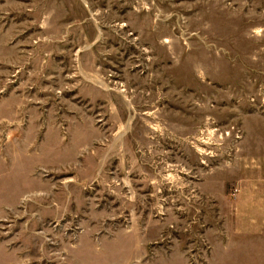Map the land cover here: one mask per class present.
I'll return each instance as SVG.
<instances>
[{
  "label": "rangeland",
  "instance_id": "374dc122",
  "mask_svg": "<svg viewBox=\"0 0 264 264\" xmlns=\"http://www.w3.org/2000/svg\"><path fill=\"white\" fill-rule=\"evenodd\" d=\"M228 170L264 177V0H0V264H213Z\"/></svg>",
  "mask_w": 264,
  "mask_h": 264
},
{
  "label": "crops",
  "instance_id": "0c3cea01",
  "mask_svg": "<svg viewBox=\"0 0 264 264\" xmlns=\"http://www.w3.org/2000/svg\"><path fill=\"white\" fill-rule=\"evenodd\" d=\"M54 133V137L50 135L49 136L55 141L51 147L53 150L52 152H56V161L53 162L49 160V162L45 163L44 161L37 160L32 164L33 168L43 166L44 164L49 166L56 165L57 167L61 166L59 157V153H61V148L59 147L61 143V137L59 132L56 134L55 131ZM66 149L70 150V148ZM52 159H54V157ZM6 171V179L11 178L18 183V189H15V191L19 192L20 194L32 191L43 192L46 191L45 189H47L45 179L32 173V171L30 173H25L22 169H16L12 171L6 169ZM258 178V181L246 182L244 181V175L237 174L234 179H232L230 170H228V178L222 183L224 188L222 194L215 195V202L217 201L218 205L217 231L219 233L221 231V234H223L225 237H223L224 239L219 238V249L217 254L216 245L213 244V248H215L213 253V264H233V259L236 262L234 264H264V177L259 175ZM33 182L37 183L39 187H36L35 189L26 188V185ZM251 184L259 186V191H248V189H252ZM231 185H234L235 189L237 190L235 193H233V202L230 195L226 193ZM4 187L5 186L0 183V191L12 193L11 190H7V188ZM11 203L12 202L10 199H6L5 201L0 202V206L2 207V205H4L11 207ZM248 204L250 205L248 206ZM251 205L253 208L249 210ZM225 206L227 207V210L225 209ZM232 206H234L236 214L235 239H233L232 223L230 221L233 213ZM221 208L225 209V212L221 211ZM244 213L246 214V217H253L254 219L245 223L243 220ZM257 219H259V221H257ZM214 230L216 231V229ZM257 240H259L258 244L256 242ZM221 245L222 247L220 251ZM232 247H235V250H232ZM242 247L243 249H241ZM137 248H141L140 241L138 242Z\"/></svg>",
  "mask_w": 264,
  "mask_h": 264
}]
</instances>
